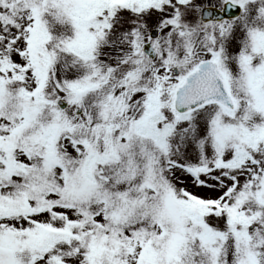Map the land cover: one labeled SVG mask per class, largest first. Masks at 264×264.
I'll use <instances>...</instances> for the list:
<instances>
[{"label": "snow or ice", "instance_id": "6c2138e0", "mask_svg": "<svg viewBox=\"0 0 264 264\" xmlns=\"http://www.w3.org/2000/svg\"><path fill=\"white\" fill-rule=\"evenodd\" d=\"M0 264H264V0H0Z\"/></svg>", "mask_w": 264, "mask_h": 264}]
</instances>
